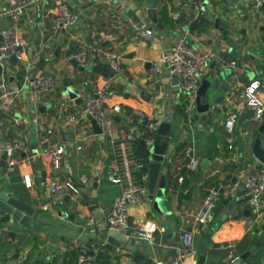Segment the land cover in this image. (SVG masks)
Segmentation results:
<instances>
[{
	"label": "crops",
	"instance_id": "0c3cea01",
	"mask_svg": "<svg viewBox=\"0 0 264 264\" xmlns=\"http://www.w3.org/2000/svg\"><path fill=\"white\" fill-rule=\"evenodd\" d=\"M64 1L77 16L71 32L86 36L92 28L95 29L102 45L119 56L123 71L113 79L105 80L101 76L79 72L66 60V56L76 49V43L68 33L50 38L49 18L55 11L56 0H43L39 16L34 9L22 16L19 30L25 61L16 65L8 61L0 67V86L3 84L8 91H19L20 95L8 111L3 112L0 108V117L4 139L26 142L33 163L29 167L8 170L5 163L3 166L0 153V193L14 194L37 210L36 220L41 224V230L38 234L20 233L14 242H4L0 247V264H16L20 254L26 256V262L22 264L37 260L42 264H72L77 258L71 259L72 263L69 260L79 245L103 246L107 264H171L184 230L193 232V257L186 264H198L201 254H205L204 264H230L239 257L238 251L247 252L264 237V215L258 223L251 225L250 213L242 197L244 178L259 165L252 155L257 140L264 151V120L252 123L242 107L225 108L222 101L216 103L230 90L229 73L223 70L219 82L225 91L211 86L206 95L208 111L197 114L190 127L185 126L178 113L180 94L162 60V55L177 36L187 30L181 32L170 19L169 0H161L157 9L158 22L167 32L159 31L148 20L143 0H131L124 7H120L117 0ZM211 1L218 4L215 9L208 6L207 14L215 15L225 29L222 32L212 30V38L204 32H196L200 41L215 53L216 59L221 53V57L251 63L252 72L256 73L251 78L264 82V0L255 14L248 10L246 0H236L235 3L232 0ZM3 7V0H0V12ZM6 19L0 16V32ZM137 28L152 30L153 40L143 42L137 39ZM189 41L191 47L198 46L191 37ZM215 62L208 65L201 82L218 77ZM39 73L57 78L54 94L40 98L30 94L24 80ZM246 76L250 79L249 74ZM22 81L24 86L18 90L17 85ZM77 81L84 83L91 94L99 86L109 90L106 112L112 118H119L120 125H124L127 117L143 112L146 116L144 126L153 132V138L147 141L148 149L158 126L170 124V141L162 164L165 174L159 176L158 186L166 188L168 201L165 210L170 214L161 224L150 222L148 199L142 205L128 209L129 219L135 227L131 228L132 233L147 223L155 227L151 241L137 242L128 238L119 248H107L110 231L106 226V215L120 192L118 186L106 181L107 168L115 158L116 137L95 135L81 107L68 98L67 89L74 88ZM78 92L85 104L88 93L83 86ZM116 107L120 109L118 114L113 112ZM229 112L239 114L231 133L223 126ZM67 114L82 116L84 120L75 128L67 123ZM60 130L69 135L70 142L62 140ZM228 137L233 141L230 150L225 145ZM182 143L185 147L175 154L177 146ZM55 145L64 146L66 151L60 170L63 181L77 183L83 175L90 179V185L83 188L75 203L67 200L58 205L50 203L48 192L52 174L42 154L46 148ZM192 157L199 159V168L191 172L183 184L179 181V170L183 167L187 170ZM24 175L31 178L30 188L23 184ZM220 181L226 186L225 194L213 210L210 221L197 224L195 218L206 190ZM93 209H99L100 214L93 216ZM248 260V264H264V243Z\"/></svg>",
	"mask_w": 264,
	"mask_h": 264
},
{
	"label": "built area",
	"instance_id": "2783aa9c",
	"mask_svg": "<svg viewBox=\"0 0 264 264\" xmlns=\"http://www.w3.org/2000/svg\"><path fill=\"white\" fill-rule=\"evenodd\" d=\"M43 0H3L4 7L0 16L9 19L10 27L0 32L3 39L0 43V67L14 57L17 63L25 61L24 43L20 34V23L22 16L30 9H34L39 16L41 2ZM131 0H117L120 7L126 6ZM170 19L179 28L186 27V32L177 36L168 50L162 55L163 62L166 63L169 74L175 79V87L184 106L186 116L185 126L192 125V118L196 108V98L201 80L207 72L208 65L216 60L218 70L229 73L230 90L222 100L223 107H242L250 122L258 124L264 120V82L257 79H249L246 75L253 70V65L249 62H239L229 56L215 58V53L202 44L197 33H190L188 26L194 19L198 9L202 6L203 0H169ZM263 0H246L248 10L255 14L260 10ZM55 11L49 18V34L54 39L62 33H68L72 42L77 44V48L67 56V61H75L83 69H90L96 64L109 65L115 74H122V66L119 56L113 51L105 48L95 29H91L86 36L73 34L71 31L77 23V16L65 3L64 0H56ZM135 37L143 42L153 40V32L147 28H137ZM198 42L196 48L191 47L187 38ZM28 90L34 98L52 95L57 90L58 80L48 73H39L31 78H25ZM109 90L105 86L96 87L94 92L86 99L84 112L88 114L96 125L100 128L102 135L106 137H116L115 158L107 168L106 181L109 184L118 186L120 192L114 198L106 215V226L108 231L114 232L125 239L133 238L135 241H151L155 233V227L147 223L140 227L135 233L128 224V209L131 206H140L147 200L148 183V162L143 156H136L132 149V141L138 135V126L145 122L146 116L143 112H138L133 118L125 119V126L121 127L106 112V102L109 98ZM19 91H8L2 84L0 86V108L3 112L19 97ZM69 103L66 107L69 108ZM113 112L118 114L120 109L113 108ZM239 118L237 112H229L225 117L223 126L225 131L231 133ZM67 123L78 128L84 117L67 114ZM134 122V124H133ZM17 124L18 121H15ZM2 120L0 117V153L5 156V166L8 170L17 167H29L33 163V157L26 142L15 139L5 140L2 130ZM225 145L230 150L232 148L231 137L226 138ZM81 150L80 147L77 148ZM65 148L61 145L51 146L45 149L42 156L46 159L48 170L52 174L49 188V199L52 205L61 204L67 200L75 203L81 197L83 188L90 185V179L81 176L77 183L65 182L60 178L61 164L65 155ZM200 161L192 157L187 170L195 172L199 168ZM181 182L182 179L180 178ZM23 184L25 188L31 187V178L24 175ZM226 192L223 182L216 183L209 188L201 202L200 209L195 218V222L200 225L207 224L212 216L221 197ZM242 197L246 208L250 213L251 225H255L264 215V164H259L243 180ZM93 216L100 214L99 209H93ZM77 249V259L72 264H102L98 261L100 254L104 253L103 246L79 245ZM193 257V232L184 230L179 237V244L176 248V255L171 264H186V261ZM238 258L234 259L237 260ZM26 262V256L18 255L16 264ZM32 264H42L39 260ZM240 264H246L241 262Z\"/></svg>",
	"mask_w": 264,
	"mask_h": 264
},
{
	"label": "water",
	"instance_id": "95a60500",
	"mask_svg": "<svg viewBox=\"0 0 264 264\" xmlns=\"http://www.w3.org/2000/svg\"><path fill=\"white\" fill-rule=\"evenodd\" d=\"M144 5L146 7V14L148 20L161 32H167L164 26L158 22L157 17V9L161 0H143ZM233 3L236 0H232ZM217 1L211 0H203L202 6L198 9L197 14L194 19L191 21L189 26L187 27L190 33L196 32H204L206 36L213 37L212 30H218L222 32L225 29L224 24L217 18L215 15L210 16L207 14L208 6L215 9L217 7ZM10 27L9 19H6V24L3 25L2 29H6ZM186 27H180L181 30H185ZM3 39L0 34V43H2ZM209 43L208 45H211ZM77 48V44H76ZM217 58L221 57V53L217 54ZM9 61L14 65L17 64V61L14 57H10ZM73 67H75L81 73H90L93 76H101L105 80L113 79L116 74L113 69L106 64H96L92 66L90 69H83L77 65L75 61H69ZM221 70H218L217 78H207L204 79L198 89L197 98H196V111L199 114L206 113L209 109V106L206 102V95L208 89L213 86L215 88H220L225 91L223 88V84H220L219 78ZM256 75L255 72L249 74L251 79L252 76ZM170 76V74H169ZM173 83L176 84L175 79L173 78ZM25 81V80H24ZM25 82H20L17 85L18 90L22 89ZM83 86V88L88 93V97L91 95L90 91L87 89L86 85L82 82H75L74 88H68L66 94L70 100H72L76 105L80 106L83 112L86 110V106L83 103V100L79 98V87ZM70 87V86H67ZM222 98H218L216 103H221ZM86 118L91 122L92 128L94 130L95 135H101L102 132L100 128L96 125L94 120L86 114ZM116 123L120 122L119 118H113ZM143 125H146L145 122ZM156 137L152 142V145L148 149L147 153V169H148V183H147V199L150 202V209L148 213V217L150 222H155L161 224L162 220L166 218L170 213L165 210L166 202L168 198L166 197V188L158 187L159 186V176L165 174V170L162 168V164L164 162L169 141H170V124L161 123L156 129ZM60 136L64 142H70L69 135L65 134L60 130ZM71 137V136H70ZM47 147V144L44 145ZM33 149V146H31ZM36 151L33 150V154L36 155ZM252 155L255 160L259 162V164H264V151L260 148L258 140L252 147ZM2 163L4 166L5 156L2 157ZM0 213L6 216V219L3 223H0V247L6 241L14 242L16 235L24 232H32L38 234L41 230V224L36 220L38 211L34 210V208L27 205L23 200L15 197L14 194H8L1 192L0 193ZM128 224L130 228L135 227L132 225V221L128 219ZM167 229V226H165ZM255 234H257V230H255ZM125 242V238L120 236L114 232H110L107 238V248L111 250L113 247L119 248L122 243ZM131 243V241H130ZM264 243V237L259 238L249 249L247 252L241 254L237 260L232 261L230 264H240L241 262H246L250 255L259 248ZM205 254H201L199 257L198 264H204Z\"/></svg>",
	"mask_w": 264,
	"mask_h": 264
},
{
	"label": "trees",
	"instance_id": "16d2710c",
	"mask_svg": "<svg viewBox=\"0 0 264 264\" xmlns=\"http://www.w3.org/2000/svg\"><path fill=\"white\" fill-rule=\"evenodd\" d=\"M178 113L181 115V117L183 118V120L186 121V116H185V114H184V106H183L182 103H180V105H179V107H178ZM197 114H199V113L196 111V112L194 113V116H193L191 122H193V121L195 120V118L197 117ZM129 117H130V118H133L134 116L131 115V116H129ZM133 124H134V122H133ZM121 127H123V128H124V127H127V129L129 130V126H125V125L121 124ZM138 132H139L138 135H135V136H134V139H133V141H132V149H133V152H134V154H135L136 156H138V157L143 156V157H144V161L147 162V153H148L147 141H149L150 139L153 138V132L150 131V130H149L146 126H144L143 124H140V125L138 126ZM184 147H185V144H184V143L179 144V145L177 146V149H176V151H175V154H176L177 152H180V150H182ZM174 156H175V155L173 154L172 158H174ZM191 175H192V173L189 172L188 170H186L185 167H183V168H181V169L179 170V178L182 179L183 184L187 181V179H188ZM208 189H209V188H208ZM208 189H207V190H208ZM207 190H206V191H207ZM5 219H6V216L0 213V223L4 222ZM247 240H248V239H245V241L248 243ZM243 251H244V250L241 249V251H238L239 253H237V255L240 256L241 254L244 253ZM77 253H78V252H76V253L74 252V253L72 254V257H71L70 260H69L70 263H72V262H71V259L74 261V260L77 258ZM135 259H136V258H135ZM98 261L101 262L102 264H107V263H108L107 258L104 256V253L99 255V257H98ZM247 262L249 263V260H247L246 263H247ZM248 263H247V264H248Z\"/></svg>",
	"mask_w": 264,
	"mask_h": 264
},
{
	"label": "rangeland",
	"instance_id": "374dc122",
	"mask_svg": "<svg viewBox=\"0 0 264 264\" xmlns=\"http://www.w3.org/2000/svg\"><path fill=\"white\" fill-rule=\"evenodd\" d=\"M183 31H184V30H181V32H183ZM180 35H182V33L179 34L178 36H180ZM189 39H190V38L188 37V38H187V42H190ZM196 107H197V106H196ZM195 112H196V108H195V110H194V113H195Z\"/></svg>",
	"mask_w": 264,
	"mask_h": 264
}]
</instances>
